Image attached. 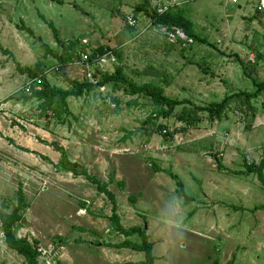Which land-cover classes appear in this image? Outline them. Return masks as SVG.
<instances>
[{
    "label": "rangeland",
    "instance_id": "374dc122",
    "mask_svg": "<svg viewBox=\"0 0 264 264\" xmlns=\"http://www.w3.org/2000/svg\"><path fill=\"white\" fill-rule=\"evenodd\" d=\"M142 1L0 0V118L19 134L9 138V153L0 150V210L11 214L22 190L29 208L16 234L50 248L52 264H143L145 253L119 247L141 238L116 232L111 201L86 176L57 169L69 162L110 186L123 227L147 230L155 264H264V209H255L264 205V189L246 170V162L258 165L264 157V95L250 102L254 112L243 97H232L221 120L198 110L255 91L236 56L255 63V77L264 81L262 0H151L154 10L171 2L170 11L182 12L193 32L214 46L186 49L136 14ZM132 15L134 28L127 22ZM49 23L62 42L74 45V58L84 43L115 50L121 56L108 73L121 66L136 84L152 83L189 103L155 119L158 107L150 98L112 94L108 87L105 96L95 90L69 98L70 115L48 111L44 117L37 99L23 110L17 104L26 103L17 99L32 79L20 68H41L51 85L70 88L58 70L55 54L63 49ZM76 64L67 71L78 81ZM7 103L12 111L3 108ZM115 114L121 119L110 123ZM20 136L43 142L50 156L24 150L34 157L21 160ZM0 264H26L6 246L1 229Z\"/></svg>",
    "mask_w": 264,
    "mask_h": 264
},
{
    "label": "trees",
    "instance_id": "16d2710c",
    "mask_svg": "<svg viewBox=\"0 0 264 264\" xmlns=\"http://www.w3.org/2000/svg\"><path fill=\"white\" fill-rule=\"evenodd\" d=\"M136 14H145L148 18L152 20L153 26H167V27H178L182 29L189 39L193 41L192 44L183 43V48L186 49L191 47L194 43L208 44L212 47L210 43L206 40L201 39L193 32L192 23L187 20L182 12L175 10L168 11L165 14H158L156 10L152 8L151 0H143L142 3L136 6ZM48 26L53 31L57 43L62 47V52L58 55L55 54V57L59 62V71L62 75L64 82L69 85V89H62L56 86H53L48 81L45 72L41 68H20L22 73L27 74L32 80H40L41 90H33L30 95L18 97V101L27 103L32 99H37L41 103L40 110L41 114L46 117L48 111H53L55 115L61 117L63 115H70L68 109V99L71 97L81 98L85 95L97 90L99 86H109L114 92L123 91L126 95L130 96H143L150 98L154 104L158 107V110L154 114L155 119L159 118H168L170 117L179 106L189 103L188 100H177L169 98L165 95L164 90L152 83L146 84H136L131 80L125 73L124 69L121 66H117L113 73H100L99 70L96 71L95 77L99 79L97 85L91 84L89 81L85 80L79 82L77 80L71 79L67 73V69L71 64H74L79 59L74 58V45L71 43H64L58 37V32L55 26L52 23H49ZM181 43V42H179ZM178 44V43H177ZM105 51H111L115 56L120 58V54L115 50H110L109 48L101 47L97 50L99 55H103ZM236 59L240 63V66L243 70V75L245 78L252 80L253 85L255 86V91L251 93L240 92L237 95H232L229 98H225L220 103H212L206 107H198V110L208 113L209 118L214 120H221L223 114L226 111L228 103L232 97H243L244 103L248 105V110L254 112V109L251 107L250 102L253 99L264 95V81L260 82L255 77L258 74L256 69V64L251 63L250 61L246 62L243 59L236 56ZM182 120H185L184 117H180ZM191 125V124H190ZM161 130H165L162 128ZM164 132V131H163ZM57 151L63 153L64 150L60 147L55 148ZM28 152V151H26ZM68 164V165H67ZM247 173H254L257 175V178L264 189V157L261 162L257 165L255 163H247ZM77 164H71L69 162H63L62 165L58 166L59 170H66L77 175L86 176V178L98 188V191L101 194H104L113 204V213L111 220L114 223V227L117 233L124 235L126 237H131L133 235H139L141 238V243H132L130 241H125L119 247L131 248L134 251L145 253V261L143 264H155L157 258L153 254L154 244L150 242L147 230L142 227H131L126 229L121 224L120 216L118 215L117 202L113 193L109 190L108 184H102L97 179L90 177L85 169L78 171ZM221 168V165H218ZM173 178H176L173 174H170ZM18 204L14 208L11 214H6L0 210V229L4 234L6 246L13 252H16L18 255L22 256L25 259L26 264H39L38 253L34 244L30 243L26 238H19L17 236V226L23 221L24 213L29 208V205L26 203L24 193L22 190H19L18 193ZM256 210H263L264 205L255 208Z\"/></svg>",
    "mask_w": 264,
    "mask_h": 264
},
{
    "label": "built area",
    "instance_id": "2783aa9c",
    "mask_svg": "<svg viewBox=\"0 0 264 264\" xmlns=\"http://www.w3.org/2000/svg\"><path fill=\"white\" fill-rule=\"evenodd\" d=\"M235 2V0H234ZM262 4L264 6V0H262ZM171 9V2H165L162 4H159L155 7V10L158 14L162 15L170 11ZM132 16L127 17V22L129 26L132 28L137 26V21ZM155 31L164 37L166 41L172 44H177L179 42L181 43H189L192 44L193 41L188 38V36L185 34V32L178 28V27H167V26H154ZM84 47L78 51V61L75 63L82 65L84 68V77L87 81H89L91 84L97 85L99 82V79L95 77L96 71L99 70L100 73H108L106 70L112 66L117 65V57L115 54L111 51H105L103 55H99V53L92 47L89 43H84ZM74 63V64H75ZM109 70V69H108ZM40 91L41 90V84L40 80H32L28 82L24 88V94L30 95L31 92ZM99 93H101L103 96H105L106 86H99L97 88ZM106 103L109 104V100L105 99ZM38 253L39 261L44 262L45 264H52V250L50 248H45L39 246L36 248Z\"/></svg>",
    "mask_w": 264,
    "mask_h": 264
},
{
    "label": "crops",
    "instance_id": "0c3cea01",
    "mask_svg": "<svg viewBox=\"0 0 264 264\" xmlns=\"http://www.w3.org/2000/svg\"><path fill=\"white\" fill-rule=\"evenodd\" d=\"M75 66H77L78 67V69H77V74H79V76H80V79L78 78V81L79 82H83V81H85L86 79H85V77H84V68L82 67V65H79V64H76ZM67 73L69 74V72L67 71ZM69 77H70V75H69ZM108 87L109 86H106V90L108 89ZM109 89L110 90H107V92L109 91V92H112V94L113 93H119V91H117V92H114L112 89H111V87H109ZM98 91V90H97ZM99 92V91H98ZM106 92V91H105ZM107 92H106V94H107ZM105 94V95H106ZM103 96V95H102ZM69 102H70V100H69ZM68 102V103H69ZM17 105H22V106H24V109L23 110H25V109H28L29 108V104L28 103H26L25 105H23V104H17ZM15 106H12V104H10V103H7V104H5V105H3V108L5 109V110H7V111H12L13 110V108H14ZM69 108H70V111H72V107H71V105H70V103H69ZM20 110H22V109H20ZM73 112V111H72ZM120 117H122V114H115V115H113L111 118H114V119H110V123H112L114 120H116V122H117V120L118 119H121ZM3 119H4V117H3ZM43 120V119H42ZM42 120H38V125L40 124V121H42ZM38 133L40 132V130L38 129V131H37ZM44 134H45V131L43 130L42 131ZM0 133H2L3 135H0V150H2V151H6L7 153H9V138H12L14 141L16 140L15 138H17L18 139V137H19V134L17 133V134H15V130L11 127V126H9V122H8V124L7 123H5L4 121H2V119L0 118ZM118 140L119 139H121V138H123L124 139V136H125V134H121V135H119L118 134ZM20 137H22V143L20 144V146H22L23 148H25V149H22V151L20 150V151H17L16 152V155L18 156V158H21V160H24L25 158L27 159V158H30V156H33L34 157V154H38V156L39 157H41V156H43V157H45V156H50V155H48L46 152H47V147H45L44 146V144H42L43 142H40V141H34L33 139H28V138H24L23 136H20ZM111 138H113V135H110V136H108V139L109 140H113V139H111ZM24 140V141H23ZM13 141V142H14ZM17 142H19V141H17ZM45 142V141H44ZM63 147L65 146V145H62ZM66 149L67 148H65V151H66ZM24 150H27V151H31L32 153H34V154H32V153H30V155H29V153H25V151ZM79 158H81V156L79 155L78 156ZM78 157H77V160H78ZM31 159V158H30ZM82 159V158H81ZM89 172V171H88ZM109 181V180H108ZM116 182L118 183H120L121 181L117 178L116 179ZM109 183V182H108ZM110 187V186H109ZM218 188V187H217ZM219 188L222 190V188L224 189V190H226L227 188L226 187H224V185L222 184L221 185V187L219 186ZM235 188H237V189H240L239 187H237L236 185H235ZM232 189V192L234 191V188H231ZM235 192V191H234ZM233 192V193H234ZM249 195H250V193H249ZM209 196H207L206 195V198H208ZM223 232H224V230H223Z\"/></svg>",
    "mask_w": 264,
    "mask_h": 264
},
{
    "label": "water",
    "instance_id": "95a60500",
    "mask_svg": "<svg viewBox=\"0 0 264 264\" xmlns=\"http://www.w3.org/2000/svg\"><path fill=\"white\" fill-rule=\"evenodd\" d=\"M180 194L186 199L187 202H192L193 201L192 199L186 198L184 190H183L182 187H180Z\"/></svg>",
    "mask_w": 264,
    "mask_h": 264
}]
</instances>
